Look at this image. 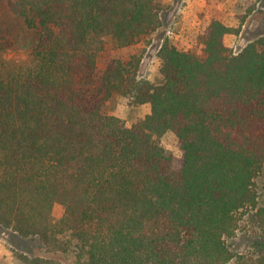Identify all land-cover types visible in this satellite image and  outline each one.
Wrapping results in <instances>:
<instances>
[{"label":"trees","instance_id":"trees-1","mask_svg":"<svg viewBox=\"0 0 264 264\" xmlns=\"http://www.w3.org/2000/svg\"><path fill=\"white\" fill-rule=\"evenodd\" d=\"M33 34L28 58L0 38V226L75 251L74 264H264L228 246L255 211L264 248V36L234 52L214 19L202 54L166 40L163 81L139 62L97 63L108 41L132 47L161 25L157 0H7ZM121 96L150 113L131 127ZM177 139L179 164L158 142ZM56 204L65 211L55 220ZM23 264H61L25 257Z\"/></svg>","mask_w":264,"mask_h":264},{"label":"rangeland","instance_id":"rangeland-1","mask_svg":"<svg viewBox=\"0 0 264 264\" xmlns=\"http://www.w3.org/2000/svg\"><path fill=\"white\" fill-rule=\"evenodd\" d=\"M160 6L161 25L156 32L138 44L128 48H117L108 41L97 63V75H101L107 64L114 59L139 62L136 75L154 85L163 81L160 73L159 51L168 40L178 48L201 55L203 35L211 21L218 19L232 28L224 38L225 44L234 52L241 51L247 44L264 36V0H157ZM0 38L12 42L13 48L5 57L16 62L28 58L33 34L22 20L12 15L7 0H0ZM109 114L121 119L127 127L144 119L150 113V105L132 106L121 96L107 103ZM157 142L179 164L182 151L173 134L167 133ZM259 204L264 200V169L254 181ZM64 207L56 204L53 209L55 220L64 214ZM255 211L243 217L236 237L229 239L228 246L236 254L257 256L264 252L261 232L255 223ZM53 258L61 264H74L75 251L64 253L46 247L38 238H23L10 229L0 226V264H23L24 258ZM231 261L229 264H234Z\"/></svg>","mask_w":264,"mask_h":264}]
</instances>
